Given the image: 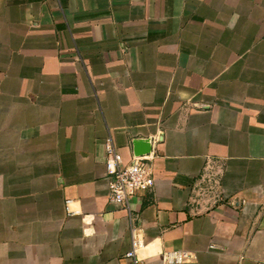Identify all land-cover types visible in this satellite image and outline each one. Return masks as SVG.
Listing matches in <instances>:
<instances>
[{"label":"crops","instance_id":"crops-1","mask_svg":"<svg viewBox=\"0 0 264 264\" xmlns=\"http://www.w3.org/2000/svg\"><path fill=\"white\" fill-rule=\"evenodd\" d=\"M109 135L153 157L128 207ZM135 245L264 264V0H0V264H134Z\"/></svg>","mask_w":264,"mask_h":264},{"label":"built area","instance_id":"built-area-1","mask_svg":"<svg viewBox=\"0 0 264 264\" xmlns=\"http://www.w3.org/2000/svg\"><path fill=\"white\" fill-rule=\"evenodd\" d=\"M106 169L109 177L108 198L110 201L128 207L130 197L143 195L155 186L153 176V157H134L130 163L123 161V156L114 144L111 135L105 141ZM218 181L211 167L201 176L197 187L201 196L215 191ZM212 247L214 245H211ZM137 246L127 253L134 259V264H146L137 257ZM191 254L184 250H170L164 253V264H181L191 260Z\"/></svg>","mask_w":264,"mask_h":264}]
</instances>
